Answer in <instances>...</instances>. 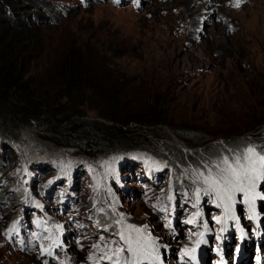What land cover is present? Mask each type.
<instances>
[{
	"label": "rangeland",
	"instance_id": "374dc122",
	"mask_svg": "<svg viewBox=\"0 0 264 264\" xmlns=\"http://www.w3.org/2000/svg\"><path fill=\"white\" fill-rule=\"evenodd\" d=\"M197 9L194 0H0V26L19 32L31 77L87 48L135 80L124 101H152L133 110L163 115L133 138L89 127L101 119L88 107L76 117L90 131L74 141H56L45 116L0 125V264H264V181L254 211L246 195L222 200L210 183L237 160L247 166V149L264 156V0H214V18Z\"/></svg>",
	"mask_w": 264,
	"mask_h": 264
},
{
	"label": "trees",
	"instance_id": "16d2710c",
	"mask_svg": "<svg viewBox=\"0 0 264 264\" xmlns=\"http://www.w3.org/2000/svg\"><path fill=\"white\" fill-rule=\"evenodd\" d=\"M11 19H14L17 29L23 31L27 28L26 22L19 18ZM18 33L17 30H9L6 25L0 26V125L9 124L6 127L9 131L13 130L14 124H18L20 116H45L42 122H47L51 127L56 141L61 142L62 137L70 138L71 141L87 137L90 130L76 117L84 107L95 110L101 119L87 120L89 127L100 124L115 128L124 138L138 135L142 125L148 127L161 122L163 115L151 109L142 112L133 110L142 104L146 107L152 101L148 97L137 103L124 101L133 93L135 80L108 70L102 60L87 48L68 53L60 64L55 65L51 76L45 79L31 77L25 71L24 59H20L17 51ZM138 84L141 86L142 82ZM50 93L55 96L51 97ZM153 102L158 103L159 100ZM134 123L137 125L131 126ZM174 130L186 142V134ZM95 211L97 222L100 219L104 223L103 211L99 207H95Z\"/></svg>",
	"mask_w": 264,
	"mask_h": 264
},
{
	"label": "snow or ice",
	"instance_id": "6c2138e0",
	"mask_svg": "<svg viewBox=\"0 0 264 264\" xmlns=\"http://www.w3.org/2000/svg\"><path fill=\"white\" fill-rule=\"evenodd\" d=\"M254 155L255 149H247V154L244 157L247 166L239 164L237 160L236 163L238 167L233 168L229 165L225 170V174L222 175L219 180L215 178H211L210 180L211 185L214 186V190L220 199L223 200L227 198L229 201H232V197L235 193H242L247 196L248 206L252 211H254V201L258 195L255 192L257 182L264 181V156L253 159ZM206 182L209 181L206 179ZM261 199H264V196H261ZM241 202H243V200ZM225 210L227 211L228 209L226 208ZM192 222L191 220L189 221V223ZM185 251L191 256V259L196 258L191 255L195 249L189 250L186 248ZM217 251H219V249ZM109 259H111V257H109Z\"/></svg>",
	"mask_w": 264,
	"mask_h": 264
},
{
	"label": "bare ground",
	"instance_id": "6f19581e",
	"mask_svg": "<svg viewBox=\"0 0 264 264\" xmlns=\"http://www.w3.org/2000/svg\"><path fill=\"white\" fill-rule=\"evenodd\" d=\"M194 1L198 5V9L196 10V14L200 19L203 17H208V16L210 18H214L218 14V12H216L217 11L216 9L214 11H211V7L214 6V0H194Z\"/></svg>",
	"mask_w": 264,
	"mask_h": 264
}]
</instances>
